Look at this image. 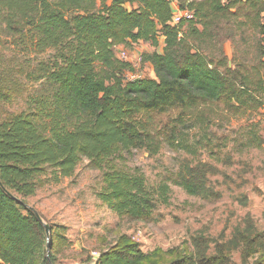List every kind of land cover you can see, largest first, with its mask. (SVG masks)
<instances>
[{
	"label": "trees",
	"instance_id": "16d2710c",
	"mask_svg": "<svg viewBox=\"0 0 264 264\" xmlns=\"http://www.w3.org/2000/svg\"><path fill=\"white\" fill-rule=\"evenodd\" d=\"M178 1L194 19L174 23L170 0H0V30L19 48L12 55L0 50V104L22 90L18 75L41 83L25 110L0 119V264H57L56 232L50 229L49 239L25 200L48 170L70 177L87 159L102 171L98 195L107 207L147 220L156 198L143 173L119 168L126 153L155 154L163 143L188 148L181 123L208 129L223 112L244 116L264 107V0ZM160 37L162 52L143 56L156 78L126 81L133 68L115 47L158 46ZM172 112L158 128V115ZM213 171L187 161L175 181L189 194L216 196L208 183ZM192 244L196 252L182 256L147 252L122 234L95 264H229V252L240 247L264 263V229L250 223L214 253L203 235Z\"/></svg>",
	"mask_w": 264,
	"mask_h": 264
},
{
	"label": "rangeland",
	"instance_id": "374dc122",
	"mask_svg": "<svg viewBox=\"0 0 264 264\" xmlns=\"http://www.w3.org/2000/svg\"><path fill=\"white\" fill-rule=\"evenodd\" d=\"M192 1L195 0H180L184 4ZM0 40L7 42L3 45L0 41V50L12 55L16 48L1 30ZM159 40L158 46L145 42L123 46L130 58L143 57L154 50L162 52V37ZM115 50L119 52L116 47ZM225 51L232 57L231 40L225 43ZM137 71L145 78H156L152 65L143 59ZM18 78L22 90L13 93L9 102L0 104V119L25 110L28 96L41 86L40 82L28 81L23 76ZM173 116V112L158 115V128L169 123ZM181 128L188 139V148L163 143L155 154L132 149L125 159L118 161L119 168L138 170L145 175L146 184L156 198V209L150 219L119 216L110 210L98 195L103 188L102 171L90 166L85 158L70 177L57 179L48 170L39 178L36 193L25 200L56 232L57 264H95L100 252L122 234L138 241L144 251L161 249L182 256L196 252L193 236H205L210 243L209 253H214L218 242L230 240L237 229L243 230L248 223L255 231L264 229V107L244 116L223 112L208 129L191 127L190 123H181ZM187 161L194 164L202 161L214 167L208 174V183L219 195L189 194L176 183L175 176ZM50 236L51 232L49 239ZM229 255V264H260L259 254L247 255L242 247L232 249Z\"/></svg>",
	"mask_w": 264,
	"mask_h": 264
},
{
	"label": "built area",
	"instance_id": "2783aa9c",
	"mask_svg": "<svg viewBox=\"0 0 264 264\" xmlns=\"http://www.w3.org/2000/svg\"><path fill=\"white\" fill-rule=\"evenodd\" d=\"M173 8L174 13V23H180L183 20L189 21L194 19V14L189 9H182L178 0H170ZM119 50L117 56L122 61H127L131 64L133 68L131 71L125 73V80L126 81H133L141 78H145L139 71H137L138 65L141 64L143 57L141 56H134L130 58V53L125 50L123 46H116Z\"/></svg>",
	"mask_w": 264,
	"mask_h": 264
},
{
	"label": "water",
	"instance_id": "95a60500",
	"mask_svg": "<svg viewBox=\"0 0 264 264\" xmlns=\"http://www.w3.org/2000/svg\"><path fill=\"white\" fill-rule=\"evenodd\" d=\"M45 224V228H46V233L47 234H49L50 233V225H48V224H46V223H44ZM47 250L49 251L50 250V246H49V243H48V245H47Z\"/></svg>",
	"mask_w": 264,
	"mask_h": 264
},
{
	"label": "crops",
	"instance_id": "0c3cea01",
	"mask_svg": "<svg viewBox=\"0 0 264 264\" xmlns=\"http://www.w3.org/2000/svg\"><path fill=\"white\" fill-rule=\"evenodd\" d=\"M161 41L163 42V37H162V40Z\"/></svg>",
	"mask_w": 264,
	"mask_h": 264
}]
</instances>
